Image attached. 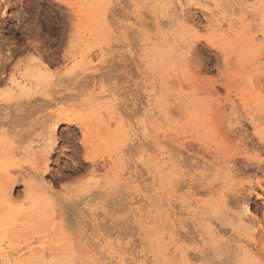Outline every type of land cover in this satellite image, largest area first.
I'll use <instances>...</instances> for the list:
<instances>
[{
    "label": "rangeland",
    "instance_id": "obj_1",
    "mask_svg": "<svg viewBox=\"0 0 264 264\" xmlns=\"http://www.w3.org/2000/svg\"><path fill=\"white\" fill-rule=\"evenodd\" d=\"M173 1L0 0V264H264V0Z\"/></svg>",
    "mask_w": 264,
    "mask_h": 264
},
{
    "label": "bare ground",
    "instance_id": "obj_2",
    "mask_svg": "<svg viewBox=\"0 0 264 264\" xmlns=\"http://www.w3.org/2000/svg\"><path fill=\"white\" fill-rule=\"evenodd\" d=\"M163 2H164V5H163V7H164V9H166V8H170L171 10H174V7L175 6H173L172 4V0H162ZM176 1V0H175ZM175 1H173L174 3H175ZM200 1V0H199ZM202 1V0H201ZM162 2V3H163ZM193 2V0H178V4H176V5H178V7H181L182 8V6L186 3V4H189V3H192ZM199 4V3H198ZM204 4V3H203ZM175 5V4H174ZM210 5V4H209ZM185 6V5H184ZM177 7V6H176ZM221 7V6H220ZM204 8V7H203ZM205 9V12L208 14V17L211 19V22L213 23V24H218L219 23V19L217 18V14L216 13H214V11L213 10H211V9H208V8H204ZM219 9V8H218ZM180 10V9H179ZM184 10V9H183ZM221 10V9H220ZM175 11V10H174ZM177 11V10H176ZM175 11V12H176ZM181 11H182V9H181ZM180 11V12H181ZM183 12V11H182ZM173 13V12H172ZM108 14V13H107ZM175 14V13H174ZM179 15V14H178ZM226 16V15H225ZM224 16V17H225ZM247 16V15H246ZM180 17V16H179ZM223 17V19H224V21H226L225 20V18ZM106 19V18H105ZM108 19V18H107ZM210 19H208V20H210ZM249 19V18H248ZM253 21V20H252ZM227 22V21H226ZM110 26V25H109ZM245 214L246 215H244L245 217L248 215L247 213H248V210L247 209H245ZM243 216V217H244ZM248 217V216H247ZM246 217V218H247ZM243 219H245V218H243ZM249 219V218H248ZM246 221H247V219H245ZM251 220V219H250ZM251 222V221H250ZM249 224V223H248ZM239 242V241H238ZM233 244V243H232ZM233 246V245H232ZM115 263V262H114ZM119 264H126L125 263V261L123 260V259H121L119 262H118ZM131 264V263H130Z\"/></svg>",
    "mask_w": 264,
    "mask_h": 264
}]
</instances>
